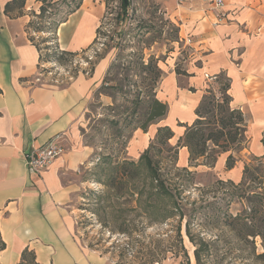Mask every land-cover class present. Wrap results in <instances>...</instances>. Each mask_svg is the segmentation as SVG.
<instances>
[{
	"label": "rangeland",
	"instance_id": "1",
	"mask_svg": "<svg viewBox=\"0 0 264 264\" xmlns=\"http://www.w3.org/2000/svg\"><path fill=\"white\" fill-rule=\"evenodd\" d=\"M88 3L101 11L95 41L89 48L75 51L77 54L68 57L64 65L46 62V71L49 72L45 74L47 83H54L55 80L65 82L67 74L73 75L80 70L84 72L85 68L94 67L102 58L108 60L105 71L112 63L115 64L108 71L110 84L115 85L114 97L94 93L73 127V142L65 145V148L82 145L87 152L82 167L77 171L71 198L76 216V234L81 243L106 255L110 264H199L194 256L195 245L186 232L188 229L192 235H199L210 244L201 256L200 264H264V258H257L264 252L259 236L255 238L254 247L236 239L228 226L216 224L215 217H222L223 213L242 214L253 205L258 209V226L264 231V148L258 152L253 147L251 150V137L245 131L244 138L238 139L240 142L230 143V150L220 151L221 146L206 142L205 154L191 159L183 139L179 140L186 128L175 142L169 141L173 135L168 140L157 137V129L161 126L158 121L162 118L149 124L145 130L116 121L120 116L117 111L129 105L130 94L136 90L131 83L135 80L141 84V78L134 75L135 67L128 69L129 75H132L131 83L127 85L124 80L127 69L125 61L121 62L127 54L138 51L143 53L144 58L154 54L159 58L163 73L171 67L181 70L189 61L193 48L184 47L183 39L179 37L183 36V32H180L176 0H131L132 9L124 22L117 21L119 0H88ZM41 5L40 0H26L21 9L22 15L27 16L24 24L26 33L40 36V39L54 36L52 25L56 20L69 17L74 2L46 0L43 3L46 9L44 17H40ZM37 25L48 27V30L34 32ZM122 31L125 37H119ZM116 54L122 55L117 61L114 60ZM84 61H87V66H84ZM215 75L207 80L204 94L209 90L221 102L223 92L220 87L226 82L225 75H219L214 80ZM159 84L158 79L156 95ZM111 106L117 107L110 109ZM201 111L205 116L204 122H211L225 114L215 103ZM208 124L211 129L212 125ZM146 135L149 136L147 145H144L146 139L141 145L140 137L145 138ZM136 139L139 154L132 157L130 151L135 153V150L129 149V146ZM223 142L220 139L218 144ZM181 145L186 146L189 153L184 166L178 163ZM148 146V155L159 173V180L169 188L172 197L180 201L182 218L175 212L176 215L164 221L160 219L161 210L157 208L161 206L155 204L152 209L144 206L153 189L152 184L154 189L158 188L157 181L151 178L150 169L139 160ZM221 153L226 155L223 163ZM230 153L234 163L228 168L226 162ZM124 161L134 164L125 163L123 166ZM244 166L250 170L245 172ZM131 174L135 177L131 178Z\"/></svg>",
	"mask_w": 264,
	"mask_h": 264
},
{
	"label": "crops",
	"instance_id": "2",
	"mask_svg": "<svg viewBox=\"0 0 264 264\" xmlns=\"http://www.w3.org/2000/svg\"><path fill=\"white\" fill-rule=\"evenodd\" d=\"M7 1L0 0V264H110L76 234L71 198L87 156L84 146L65 148L40 172L31 171L24 160V152L56 135L64 146L73 142V127L101 84L108 60L102 58L89 72L80 70L65 82H36L39 52L24 29L27 16H8ZM176 9L179 37H190L193 50L180 73L171 67L160 79L157 97L168 108L158 125L171 128L169 141L176 142L197 117L205 77L222 73L229 80L231 108L244 115L251 150H263L264 0H224L221 10L228 15L223 20L194 2ZM100 16L99 7L83 0L59 26V47L71 52L89 48ZM140 139L147 145L149 136ZM136 141L129 146L135 150L132 157L139 154ZM188 155L181 145L179 165L187 164ZM221 157L223 163L226 155ZM25 251L30 258L23 259Z\"/></svg>",
	"mask_w": 264,
	"mask_h": 264
},
{
	"label": "trees",
	"instance_id": "3",
	"mask_svg": "<svg viewBox=\"0 0 264 264\" xmlns=\"http://www.w3.org/2000/svg\"><path fill=\"white\" fill-rule=\"evenodd\" d=\"M26 0H9L4 5V12L8 16H20L22 15L21 9L24 6ZM42 5L40 6V17L45 16V7L43 6V3L46 0H40ZM65 1V0H61ZM74 6L69 11V14L75 11L81 4V0H73ZM118 12H117V21L118 22H124L127 20V15L131 7V0H119L118 4ZM20 11V12H19ZM63 20H56L54 24L52 25V32L55 33L54 36H48L47 38H35L30 32L27 33L29 36L30 42L37 48V50L40 52L39 55V62H54L64 65L68 61V57H71L76 52L66 51L59 48V44L57 41V27L58 25L65 21ZM37 23V22H36ZM46 28V29H44ZM45 30H48V27L37 25L36 29L33 31H37L44 33ZM50 30V31H51ZM98 30V27L96 31ZM27 31V27L26 30ZM119 37H125L124 32H119ZM97 36H95L93 42L95 41ZM111 41H114L111 38ZM49 43V44H48ZM42 50L44 51L42 53ZM137 53V55H136ZM118 54V53H117ZM115 57V61L118 60V57L121 58V56ZM135 59V60H134ZM122 60V59H121ZM127 72H125V82L128 85L131 83L132 75H129L128 69L129 67H135L137 68L135 71V76H139L141 78V84H137V82L134 80L131 84L135 87V91L133 94H130V101L129 105L126 106V108H122V110L117 111L118 120L117 123H125L127 125H131L133 128H141L145 130L149 124L154 122L155 120L161 119L166 115L168 105L166 101H163L159 99L156 95L155 86L158 82V79L160 80L163 72L162 69L159 66V58L155 57L154 54H150L147 58H144L143 53H139L138 51H134L127 54L125 59L122 60V64L124 63ZM133 64V66H130V64ZM115 64L112 63L110 67L107 68L104 77L102 79L101 84L96 89L95 93L97 95L100 94H108L111 95L113 98L115 95V91L113 87L115 85L110 84L111 79L108 78V71L114 67ZM93 66H91L92 69ZM40 70L45 71L46 68H41ZM175 71L177 73H180L181 70L178 68H175ZM220 74H216L214 77V80L217 79V77ZM226 82H223L221 85V90L223 92V98L220 102L219 98L215 97V94L210 92L209 90L205 91L206 93L202 96L201 100L199 101L198 105L195 108L196 118L195 120L190 124L186 125V130L184 132V135L182 138H179V140L183 139L184 145H186L189 149L190 158L195 159L198 156H202L206 152V142H210L214 146H221L220 151H228L230 150V143H233L235 141H238V139L241 138V140L244 138V132H245V118L243 113L236 108H230V96L228 94V88H229V80L225 76ZM120 83V82H119ZM120 85V84H119ZM116 89V88H115ZM119 89V88H118ZM190 90H193V88H189ZM131 93V92H129ZM219 108V110L222 112H225V114H221L219 118L212 119L211 122H204V115L202 114L201 110H205L209 104H214ZM117 107V106H115ZM114 106L110 107V109H114ZM210 123L212 128H209ZM204 124V125H203ZM118 125V124H117ZM116 125V131L117 134L120 133L119 128H117ZM157 137H164L166 140H168L172 135V130L166 126H160L157 129ZM239 136V137H238ZM238 137V138H237ZM222 139L224 142L222 144H218L219 140ZM240 142V141H238ZM261 142L263 144L264 148V136L261 138ZM150 146V145H149ZM147 147L143 150V152L139 156V160L142 163H145L147 167L150 169L151 178L154 181H157V189H154V185L152 184L153 181L151 180L152 184V191L148 194L147 199L145 200V207L146 209H152L156 205H159L161 207H157L160 211V219L166 220L174 215H176L175 212L178 213V215L182 218L181 213V206L180 201L174 197H172V193L169 190L165 184L159 180V173L153 164V161L151 157L148 155L150 153V147ZM132 165L133 162H123L124 164ZM234 163L233 156L228 154L227 156V167H231ZM245 172L250 170L247 168V166H244ZM134 174H131V178H134ZM159 199L158 202H153V200ZM153 202V203H152ZM261 210V209H260ZM258 209L256 207H253V205L248 208V210H244L242 214H221L222 217L216 216V224H222L229 227V229L232 231V234L234 237L238 240L248 242L252 244L255 247V238L260 237L261 242L264 246V231L261 230V228L258 226V223L256 221V215H257ZM179 223L178 222V230H179ZM187 235L189 237L190 242L195 245L194 249V256L196 261L200 264V258L204 254V251H207L209 248V242L206 241L204 238H202L199 235H192L188 229H186ZM179 234V231H178ZM180 236V234H179ZM181 238V237H180ZM3 248V242L0 240V249ZM23 259L30 258V254L28 252L23 253ZM264 258V252L259 254L257 256ZM28 264H32L30 260L27 261ZM23 264V263H21Z\"/></svg>",
	"mask_w": 264,
	"mask_h": 264
},
{
	"label": "built area",
	"instance_id": "4",
	"mask_svg": "<svg viewBox=\"0 0 264 264\" xmlns=\"http://www.w3.org/2000/svg\"><path fill=\"white\" fill-rule=\"evenodd\" d=\"M182 2V3H181ZM196 3L200 9H202L204 12L208 11H217V19L223 20L227 17V12L222 11L221 8L224 4V0H176L177 5H185V4H191ZM36 39L40 36H34ZM183 42V46H190L191 45V38L186 37L181 40ZM49 44V43H48ZM60 48V47H59ZM61 49V48H60ZM39 52V51H38ZM44 51L42 50V53ZM40 55V52H39ZM91 58V57H89ZM88 58V59H89ZM90 60V59H89ZM84 66H87V61H84ZM47 63L46 62H39L38 63V71L35 78L36 82L46 83L45 80V74L48 72L47 70ZM41 68H46L45 71L40 70ZM88 68V67H87ZM84 69V68H83ZM91 68L86 69L85 72H89ZM74 75V74H73ZM72 74H67L68 79L73 76ZM213 75H207L206 79L209 81L213 77ZM65 151V146L62 142V139L60 136L56 135L52 138H50L45 144H43L40 147L32 148L24 152V160L26 166L33 172H40L41 170H44L47 168L58 156L63 154Z\"/></svg>",
	"mask_w": 264,
	"mask_h": 264
}]
</instances>
